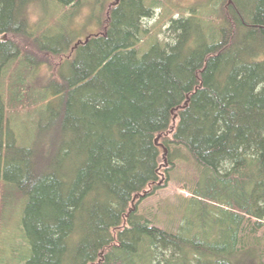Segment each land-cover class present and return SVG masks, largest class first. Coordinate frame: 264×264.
Listing matches in <instances>:
<instances>
[{
    "label": "trees",
    "instance_id": "1",
    "mask_svg": "<svg viewBox=\"0 0 264 264\" xmlns=\"http://www.w3.org/2000/svg\"><path fill=\"white\" fill-rule=\"evenodd\" d=\"M51 1L0 0V192L26 201L25 264H264V0H222L206 32L195 13L173 19L143 56L149 0L103 4L84 41L31 23ZM23 109L38 113L28 146ZM181 149L206 179L201 223L178 233L139 207Z\"/></svg>",
    "mask_w": 264,
    "mask_h": 264
},
{
    "label": "rangeland",
    "instance_id": "2",
    "mask_svg": "<svg viewBox=\"0 0 264 264\" xmlns=\"http://www.w3.org/2000/svg\"><path fill=\"white\" fill-rule=\"evenodd\" d=\"M116 1L84 0L79 8L67 10L60 7L57 0L43 2L41 6L36 5L32 8L31 23L37 24L38 29L49 30L50 35L53 36L60 35L63 29H69L72 39L84 41L90 35L101 31V21L105 20L106 14L103 4L105 7H110ZM222 2V0H149L147 5L152 7L153 17L143 20V26L148 34L137 46L140 56L148 52L157 41L164 43L168 40L167 31L173 19L191 17L195 13V16L204 19L202 24L206 32V29L211 28V23L219 21L217 11L222 7ZM55 70L53 71L56 74ZM48 72L50 70L44 68L42 74ZM11 117L13 130L20 144L28 146L38 130V113L34 114L29 109H23L13 111ZM181 151L183 154L178 151L176 169L171 172L169 185L154 197L143 201L139 207V215L150 221L154 227L170 232L178 231V233L197 225L198 222L201 223L203 204L199 201L197 193L196 172L202 174L200 184L206 179V169L192 159L187 149ZM163 165L165 168L168 167L166 160ZM1 186L4 187L1 184L0 188ZM2 190L0 192V264H25L30 257V246L23 226L26 201Z\"/></svg>",
    "mask_w": 264,
    "mask_h": 264
},
{
    "label": "water",
    "instance_id": "3",
    "mask_svg": "<svg viewBox=\"0 0 264 264\" xmlns=\"http://www.w3.org/2000/svg\"><path fill=\"white\" fill-rule=\"evenodd\" d=\"M119 1H120V0H117V1H116V3H115L114 5L118 4V3H119ZM230 3H232V1H231V0H230ZM167 154H168V151H167V150H165V156H166Z\"/></svg>",
    "mask_w": 264,
    "mask_h": 264
}]
</instances>
